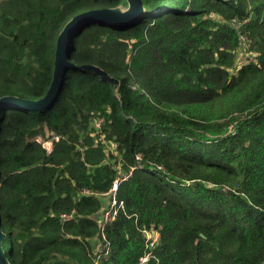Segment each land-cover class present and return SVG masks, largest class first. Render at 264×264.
Listing matches in <instances>:
<instances>
[{
  "label": "trees",
  "instance_id": "trees-1",
  "mask_svg": "<svg viewBox=\"0 0 264 264\" xmlns=\"http://www.w3.org/2000/svg\"><path fill=\"white\" fill-rule=\"evenodd\" d=\"M142 4L131 22L80 24L67 59L85 66L51 105L0 109L11 264H264V0ZM113 6L127 1L0 0V96L41 97L66 21ZM119 169L124 208L101 230Z\"/></svg>",
  "mask_w": 264,
  "mask_h": 264
},
{
  "label": "water",
  "instance_id": "water-1",
  "mask_svg": "<svg viewBox=\"0 0 264 264\" xmlns=\"http://www.w3.org/2000/svg\"><path fill=\"white\" fill-rule=\"evenodd\" d=\"M126 1L127 7L125 8L121 6L93 8L73 15L66 21L57 35L52 78L46 92L36 99L19 97L16 95H2L0 96V109L6 106H16L25 109L41 110L51 105L60 90L66 69L68 67L81 68L85 66V64L77 65L67 59V43L70 41L76 29L82 22L86 21H94L100 24H116L119 22H131L136 20L144 10L142 0ZM88 66L93 67L101 77L113 82L115 88L117 87L118 80L116 78L95 65L88 64ZM4 235L5 233L0 228V264H11L1 245V240Z\"/></svg>",
  "mask_w": 264,
  "mask_h": 264
},
{
  "label": "built area",
  "instance_id": "built-area-1",
  "mask_svg": "<svg viewBox=\"0 0 264 264\" xmlns=\"http://www.w3.org/2000/svg\"><path fill=\"white\" fill-rule=\"evenodd\" d=\"M101 121H102V118L96 119L94 121V125H97L100 127ZM54 138H57V136H54ZM119 172H120V175L112 181L110 188L108 189V191L105 192L108 195L106 206L98 211L101 230L104 228V225L106 224V222H108L111 218H113L118 213L119 209L124 208L123 200L118 199V197L116 196L118 184L123 180L125 176L122 170L119 169ZM62 217L70 218L71 214L62 213ZM144 233H145V238L147 240V243H146L147 246L148 247L153 246L155 244L154 242L156 241L158 237V232L153 227H151L149 229H145ZM101 235L102 237L104 236L103 234ZM148 256H149V252H146L142 257H140L139 264H147Z\"/></svg>",
  "mask_w": 264,
  "mask_h": 264
},
{
  "label": "rangeland",
  "instance_id": "rangeland-1",
  "mask_svg": "<svg viewBox=\"0 0 264 264\" xmlns=\"http://www.w3.org/2000/svg\"><path fill=\"white\" fill-rule=\"evenodd\" d=\"M237 57L238 58L236 59L237 60L236 62L239 63V62H241V61L246 59V54L243 53L242 51H240V53H238ZM95 127L99 128V126H97V125H95ZM38 139L43 142L44 146L48 150L51 149V147H52V139L51 138L43 140L40 136H38ZM106 145H108L110 147L111 151H113V148L115 147V143L114 144L113 143H107Z\"/></svg>",
  "mask_w": 264,
  "mask_h": 264
},
{
  "label": "clouds",
  "instance_id": "clouds-1",
  "mask_svg": "<svg viewBox=\"0 0 264 264\" xmlns=\"http://www.w3.org/2000/svg\"><path fill=\"white\" fill-rule=\"evenodd\" d=\"M158 10V9H157ZM156 11V10H155Z\"/></svg>",
  "mask_w": 264,
  "mask_h": 264
}]
</instances>
